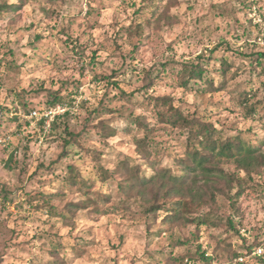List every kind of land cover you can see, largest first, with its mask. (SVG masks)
<instances>
[{
    "label": "clouds",
    "instance_id": "clouds-1",
    "mask_svg": "<svg viewBox=\"0 0 264 264\" xmlns=\"http://www.w3.org/2000/svg\"><path fill=\"white\" fill-rule=\"evenodd\" d=\"M0 264H264V0H0Z\"/></svg>",
    "mask_w": 264,
    "mask_h": 264
}]
</instances>
